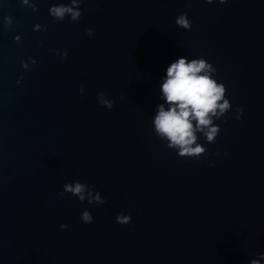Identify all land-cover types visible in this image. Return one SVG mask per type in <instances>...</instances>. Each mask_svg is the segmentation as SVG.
<instances>
[{"label":"water","instance_id":"water-1","mask_svg":"<svg viewBox=\"0 0 264 264\" xmlns=\"http://www.w3.org/2000/svg\"><path fill=\"white\" fill-rule=\"evenodd\" d=\"M61 4L79 21L54 17ZM185 13L191 28L176 23ZM179 58L210 65L230 104L209 114L213 142L193 119L199 157L155 129ZM76 182L105 203L65 191ZM253 261L264 264V0H0V264Z\"/></svg>","mask_w":264,"mask_h":264},{"label":"clouds","instance_id":"clouds-1","mask_svg":"<svg viewBox=\"0 0 264 264\" xmlns=\"http://www.w3.org/2000/svg\"><path fill=\"white\" fill-rule=\"evenodd\" d=\"M24 2L27 3V0ZM71 4L75 5L76 0H71ZM51 14L61 21L64 20L66 14H69L71 20L75 22H78L81 16L80 11H74L72 6L65 4L53 7ZM186 15V13L182 14L176 23L187 29L191 28V24L186 19ZM86 31L89 36L93 35L92 29ZM210 67L204 60L188 62L184 58H179L167 68V78L161 85L163 98L169 107L165 110L163 105L159 106L154 120L155 129L157 133L170 141L169 148L179 147L180 157H199L205 151L200 145L192 147L197 139L194 135L193 119L198 122L196 131L204 132L207 141L213 142L221 129L215 126L210 127L213 121L209 114L219 119L230 109L229 101L224 99L225 86L217 85L216 81L207 74ZM202 72L205 74L201 75ZM99 95L103 96L104 93L101 92ZM222 100L223 103H220ZM103 103L109 109L112 108V104L108 101L105 100ZM217 109H219V115H217ZM242 111L243 109H239V112ZM239 118L238 116L237 119ZM64 187L65 191L76 195L81 202L85 201L84 193L87 191L89 204L102 205L105 203L98 192L93 196L92 189L80 182H76L74 187L69 184ZM82 220L85 224H90L93 222V217L88 211H84ZM117 220L122 225L127 223V219L117 217ZM63 227L67 226L62 225ZM253 264L256 262L253 261Z\"/></svg>","mask_w":264,"mask_h":264}]
</instances>
